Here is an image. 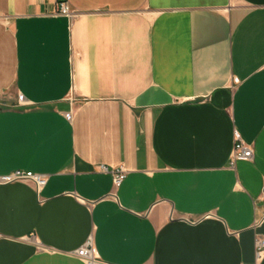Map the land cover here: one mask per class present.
Masks as SVG:
<instances>
[{"label":"crops","instance_id":"obj_1","mask_svg":"<svg viewBox=\"0 0 264 264\" xmlns=\"http://www.w3.org/2000/svg\"><path fill=\"white\" fill-rule=\"evenodd\" d=\"M59 1L0 0V264H264V0Z\"/></svg>","mask_w":264,"mask_h":264},{"label":"built area","instance_id":"obj_2","mask_svg":"<svg viewBox=\"0 0 264 264\" xmlns=\"http://www.w3.org/2000/svg\"><path fill=\"white\" fill-rule=\"evenodd\" d=\"M72 7L66 0H60L57 4V8H55V12L53 13L54 16H63L69 19H73L76 16V12L71 9ZM70 118V116L68 117ZM234 151L231 156L229 167L231 170L237 169V163L243 160H252L254 157V148L253 146L245 143L240 136L235 133V145ZM101 173L111 174L113 178V184L116 189H120L123 182L128 176V171L124 166H117L114 168H109L108 166H101L99 168ZM47 176L40 175L37 173L29 172V171H22L17 170L11 172L7 175L0 176V186H6L9 184L21 182V183H29L33 184L36 189L37 193L42 191L48 184ZM264 218H261L254 222V230H255V245H256V253L257 259L261 260L264 257V237L260 233H258V229L262 226ZM76 257L82 259L86 264H108L104 262L99 256H96L95 249H94V241L93 238L90 237L84 245L75 252Z\"/></svg>","mask_w":264,"mask_h":264}]
</instances>
